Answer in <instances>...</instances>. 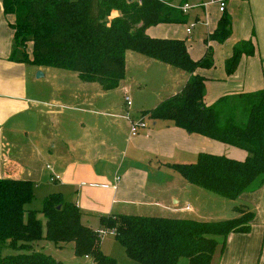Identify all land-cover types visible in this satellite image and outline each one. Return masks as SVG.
Listing matches in <instances>:
<instances>
[{
	"label": "trees",
	"instance_id": "trees-1",
	"mask_svg": "<svg viewBox=\"0 0 264 264\" xmlns=\"http://www.w3.org/2000/svg\"><path fill=\"white\" fill-rule=\"evenodd\" d=\"M161 0H2V12L12 19L13 56L35 68L73 72L80 82L96 84L103 92L119 87L125 73V54L133 52L188 74L183 89L142 116L166 121L189 135L246 152L244 161L200 153L191 165H170L189 184L235 201L264 185V89L221 97L211 106L203 102L206 79L199 69L214 66L208 43H223L231 36V18L222 14L204 43L206 54L194 61L182 40L150 38L146 32L160 25H180L187 17ZM29 49V52L27 50ZM27 52V53H26ZM253 41H240L224 62L231 76L242 57H253ZM35 186L27 180L0 178V249L19 252L0 257V264H61L33 243L46 240L56 247L73 244L74 254L93 264H117L99 249L97 231L83 224L82 212L59 193L44 198L40 210L25 206ZM252 189V190H254ZM238 216L218 222L191 219L109 215L98 217L104 231L113 232L125 255L140 264H211L221 242L232 234H247L255 218L246 206ZM38 214L45 219V229ZM258 264H264V260Z\"/></svg>",
	"mask_w": 264,
	"mask_h": 264
},
{
	"label": "crops",
	"instance_id": "crops-1",
	"mask_svg": "<svg viewBox=\"0 0 264 264\" xmlns=\"http://www.w3.org/2000/svg\"><path fill=\"white\" fill-rule=\"evenodd\" d=\"M161 1L178 6L182 0ZM224 1V12L219 11L217 4L206 6L216 5L218 15L225 13L230 16L231 36L221 44L208 43L213 63L217 61L223 69L216 75L211 72L212 68L196 71L206 79L205 106L213 105L226 95L264 89V0ZM201 3L204 0L185 2L193 6ZM206 8L198 7L192 11L199 9L205 15ZM220 17L211 23V31L215 30ZM149 32L148 29L146 34L150 38L170 34L168 31ZM12 36L13 32L7 36L0 28V178L27 180L38 188L46 170L48 181L54 184L52 194L59 193L65 201L76 205L83 214L82 222L87 220L86 225L92 229L100 216L182 219L180 216L192 211L187 201L190 192L195 190L193 187L197 186L183 178L180 181L178 177H170L171 180L164 186L149 183L148 169L160 171L165 167L176 172L170 165H191L200 153L215 155L221 151L232 160L244 161L246 158V153H235L231 149L234 147L228 148L199 135H189L169 122L154 121L141 115L155 108L156 104L149 109L144 104L132 102L139 113L138 118L141 117L147 125L146 129L132 137L123 115L108 114V111L114 110L110 102L103 101L99 110L92 108L95 98H104L109 92H101L92 85L75 81V89L59 84L57 92L39 96L29 85L50 74V68L29 67L17 62L19 58L13 56ZM248 40L253 41L256 47L254 56L242 57L234 74L227 76L224 62L231 57L236 43ZM205 47L207 50L206 44ZM129 56L132 62L152 63L148 59ZM165 68L168 79L172 81L167 99L179 93L190 76L169 66ZM38 71L43 74L41 78L35 77ZM72 76L60 74L57 77L64 84L74 80ZM127 88L124 86L122 90ZM123 100L128 110L130 105L125 98ZM63 107L72 109L77 115H65L58 110ZM220 145L224 149L219 148ZM193 192L195 195L196 191ZM238 199L254 205L257 213L254 212L249 233L232 234L221 241V247L216 251L220 250L218 264H258L264 260V185ZM133 213L138 215H131ZM99 229L101 227L94 230ZM89 259L85 257V260Z\"/></svg>",
	"mask_w": 264,
	"mask_h": 264
},
{
	"label": "rangeland",
	"instance_id": "rangeland-1",
	"mask_svg": "<svg viewBox=\"0 0 264 264\" xmlns=\"http://www.w3.org/2000/svg\"><path fill=\"white\" fill-rule=\"evenodd\" d=\"M1 3L2 0H0V28L3 30V33L8 36L12 33L8 27V24L11 21V19L3 15L1 9ZM204 3H208V0H204ZM185 16H187V22L185 24L151 27V29H149V31L151 32L149 33L152 32L159 33L160 31H168L170 34L166 33L168 35H158V37H154V38L184 41L185 44L188 46L190 57L194 61H197L200 58H202V55L206 50L204 40L208 35L213 33V31L210 30L211 23L216 21L221 15L220 14L218 15L217 6L212 5L206 8L205 15L201 10L198 9V10L189 11L187 14H185ZM196 18L199 21L195 22ZM188 29H190L191 31L189 35H187L186 33V30ZM20 52L21 50H18L15 57L22 58V53ZM129 55H133V57L139 59H147L133 52H128L125 57L124 77L123 80L120 82L119 87L115 90L109 91V93H107L104 98H95L93 100V106H92L94 110H99L100 108H102L103 101H106V102H110L113 105V109H114L108 111V114L113 113V114H121L124 116L128 113L130 115V118L136 119L139 116L138 115L139 113L133 108L132 105L133 101L135 102L133 104L137 105L141 103L144 104L146 108L150 109L155 104L158 105L161 102V100L163 101L166 98L168 89L172 87V81L168 79V74L165 70L166 66L152 60H150V62L152 63H145V64L139 63L138 60H136L137 63L132 62V59L130 58ZM146 64L148 65L146 66ZM28 69L30 72L32 71L31 68ZM222 69L223 66L221 64H218V62L214 60V68H212L211 72L214 75H216ZM60 74L73 75L72 77H74V80L62 84L59 82V78L57 77ZM75 75L76 74L73 72L50 68V74L47 73L45 74V78L39 79L37 81H33L34 84L29 85V87L30 88L32 87V89L41 97L46 96L47 94L53 91L57 92L58 90H60V86L58 87L59 84L65 86L68 85L69 88H71L72 90L75 89V85H74L75 81L76 83H81L80 80L79 82L78 80H76ZM85 85L86 86L92 85L94 89H99V87L96 84H85ZM124 86H128L126 91L122 90V87ZM99 91L101 90L99 89ZM55 97L56 96H54V98ZM126 97L130 100L129 103L130 108L128 110L127 107L124 106L125 103L123 100ZM52 110H54V108ZM58 110L64 113L65 115L66 114L77 115V113L72 111V109L63 107V108H59ZM115 120L117 121V119ZM221 145L218 147L224 149L223 146ZM228 148H230V146ZM231 149H234L233 151L235 153H241V154L246 153L243 150L237 148H231ZM217 153L218 154H215V156L226 157L224 155V152L218 151ZM148 173H149V183H156L161 186L167 184L171 180L170 177L171 178L178 177V179L182 181L181 180L182 177L180 176V174L174 171L172 172L171 169H167L165 167L161 168L160 171L148 169ZM42 174H43V180L41 182V185L38 186V188L36 186V188L34 189L35 198L30 204L25 206L26 209L40 210L44 198H46L48 195L54 192L53 191L54 184L48 181L49 180L48 172L44 170ZM193 188L195 190H192V192H190L191 194L189 195L187 201L188 206L192 211L180 216V218L182 219L200 220V222H218L223 220H229L236 218L238 216L237 212L235 211V208H239L240 206H246L250 211L257 213V211L254 208V205H252L251 203H247L239 199L235 201L226 200L218 196H215L203 189L200 190V188L198 187H193ZM252 189H254V187H251L246 193H251L252 191L255 190ZM193 191H196L195 195ZM65 194L68 195V193ZM131 215H138V214L133 213ZM38 219L41 221L44 230L45 219L43 215L38 214ZM83 221H84L83 224L86 225L85 221L87 220H83ZM88 221H92V220H88ZM95 223L96 224L93 226V228L94 229L100 228L99 224L97 222ZM99 230L104 231L105 229L101 228ZM104 232L105 234L101 236L99 242V249L104 255L114 260L117 264H140L136 261L129 259L125 255L124 249L115 240L114 236L110 235V233L107 231ZM217 240L219 242L222 241L221 238H218ZM32 249L34 252H42L44 254L51 256L54 260L60 262L61 264H93L91 258L89 260H85V257L76 256L73 251L72 243L64 244L62 245V247L59 248L56 247L51 242L42 240L40 242L33 243ZM218 251L219 252H217L214 255L211 264H218V257H219L218 253H220V250ZM18 253L19 252L6 247L0 249V257L7 255H15ZM178 264H186V260L181 259Z\"/></svg>",
	"mask_w": 264,
	"mask_h": 264
},
{
	"label": "built area",
	"instance_id": "built-area-1",
	"mask_svg": "<svg viewBox=\"0 0 264 264\" xmlns=\"http://www.w3.org/2000/svg\"><path fill=\"white\" fill-rule=\"evenodd\" d=\"M208 4H217L219 11L220 12H224L225 10V1L224 0H208V3H201L199 5L193 6V5H188L185 4L184 6L180 7V10L186 14L188 11L194 9V8H206V6ZM186 33L189 35L191 33L190 29L186 30ZM125 102H127V104H129V99L125 98ZM126 121H128L129 124V128H130V135L132 137H135L139 134L140 130H144L147 128L146 123L144 122V120L140 117V118H136V119H132L130 118V115L127 113L126 115H124L123 117ZM186 210H188V208H186ZM98 235L101 237L105 234L104 231H97ZM110 235L113 236V232L110 231L109 232Z\"/></svg>",
	"mask_w": 264,
	"mask_h": 264
},
{
	"label": "water",
	"instance_id": "water-1",
	"mask_svg": "<svg viewBox=\"0 0 264 264\" xmlns=\"http://www.w3.org/2000/svg\"><path fill=\"white\" fill-rule=\"evenodd\" d=\"M43 76L42 72L38 71L36 73V78H41Z\"/></svg>",
	"mask_w": 264,
	"mask_h": 264
}]
</instances>
